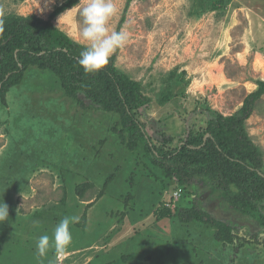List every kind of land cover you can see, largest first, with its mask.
Segmentation results:
<instances>
[{"label": "rangeland", "instance_id": "1", "mask_svg": "<svg viewBox=\"0 0 264 264\" xmlns=\"http://www.w3.org/2000/svg\"><path fill=\"white\" fill-rule=\"evenodd\" d=\"M65 1L0 0V21L8 15L47 19ZM126 1L115 0L118 11L108 25L129 34L114 63L147 99L135 113L156 152L173 149L189 131L205 130L213 111L235 113L264 79V0H130L124 11ZM65 12L52 25L84 46L78 12L58 24ZM26 70L0 102V203L9 207L0 223L3 264H50L52 251L38 258L36 242L72 215L79 222L70 226L62 264H264L259 216L235 209L210 180L182 188L163 178L144 149L120 143L111 130L114 116L83 110L48 69ZM165 94L170 99L163 100ZM245 130L264 165V94ZM109 174L115 179L103 188ZM177 189L175 200L170 194ZM170 199L174 209L197 199L233 227V244L216 241L214 229L197 222L156 220L154 210Z\"/></svg>", "mask_w": 264, "mask_h": 264}, {"label": "trees", "instance_id": "2", "mask_svg": "<svg viewBox=\"0 0 264 264\" xmlns=\"http://www.w3.org/2000/svg\"><path fill=\"white\" fill-rule=\"evenodd\" d=\"M77 2L66 0L56 6L47 19L36 15L4 18L0 31V102L6 103L8 91L20 83L26 69H48L58 78L64 94L83 110L103 111L114 116L111 130L117 134L120 143L129 151L144 149L163 178L182 188L205 185L206 179L210 180L235 209L259 216L264 232V165L260 149L245 130V120L251 115L254 102L264 94V79L256 81V89L243 99L235 113L224 116L213 111L205 130L189 131L173 149L162 151L159 147L156 152L157 147L135 113L147 99L140 93L139 83L115 66L116 53L104 69L85 75L78 64L84 46L52 25V19ZM129 2L126 1L124 11ZM123 21L124 12L119 24ZM168 99L170 95L165 94L163 100ZM114 179L113 174L106 176L103 188ZM166 201L154 210L156 220L176 218L180 223L203 224L214 229V239L223 245L233 244L236 239L233 227L204 211L197 199H193L190 206L177 209L166 205ZM11 250L3 252L8 256ZM14 252L18 257L19 253L24 255L20 250ZM1 260L0 264H3Z\"/></svg>", "mask_w": 264, "mask_h": 264}, {"label": "clouds", "instance_id": "3", "mask_svg": "<svg viewBox=\"0 0 264 264\" xmlns=\"http://www.w3.org/2000/svg\"><path fill=\"white\" fill-rule=\"evenodd\" d=\"M71 11L78 12L81 18L78 35L84 50L80 53L78 64L85 75L97 73L109 64L113 54L129 40V34L124 29L109 31L108 25L118 11L115 0H79V3L58 18V24L61 17ZM2 24L0 21V31L3 30ZM8 218L9 207L3 201L0 203V223ZM78 222V216H65L55 226L51 236H40L36 242L37 257L43 258L51 250L53 261L50 264H62L72 243L70 226Z\"/></svg>", "mask_w": 264, "mask_h": 264}, {"label": "built area", "instance_id": "4", "mask_svg": "<svg viewBox=\"0 0 264 264\" xmlns=\"http://www.w3.org/2000/svg\"><path fill=\"white\" fill-rule=\"evenodd\" d=\"M180 191H181L180 189H177L172 194H170V196L173 197V199L176 200L178 198V196L180 195ZM171 201H172V199H171ZM171 201L170 200L166 201V205L170 206L171 205Z\"/></svg>", "mask_w": 264, "mask_h": 264}]
</instances>
